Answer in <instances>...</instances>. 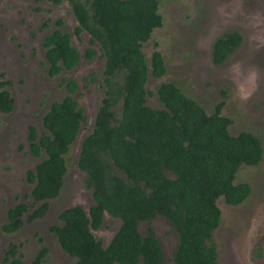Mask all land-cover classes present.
<instances>
[{
	"label": "trees",
	"instance_id": "trees-1",
	"mask_svg": "<svg viewBox=\"0 0 264 264\" xmlns=\"http://www.w3.org/2000/svg\"><path fill=\"white\" fill-rule=\"evenodd\" d=\"M54 6L67 2L75 20L72 33L62 30L58 19L43 39L49 77L72 71L81 63L71 34H85L90 46H98L103 69L84 83H97L103 91L91 131L80 140L76 159L85 174L92 204L66 208L58 215L60 225L49 228L60 249L75 264H165L164 254L151 222L164 218L177 237L172 264H218L212 234L221 222L217 201L237 206L251 189L234 184L240 167H256L262 161L260 140L249 132L229 134L230 119L221 116L225 96L207 114L176 84L161 82L155 95L162 106L147 105L149 77L166 75L158 44L148 61L142 52L156 29L162 27L161 0H46ZM237 32L214 41L212 62L224 64L241 43ZM97 51L87 48L83 58L91 61ZM86 84H84L85 86ZM0 85V113L13 108L8 91ZM67 95L52 102L42 117L38 134L28 127L29 152L39 159L26 174L32 186L31 211L20 203L8 209L5 233L21 228L23 215L32 222L45 216L48 201L57 198L67 172L66 155L85 124L84 110L75 97V79L64 82ZM39 135V136H38ZM105 217L119 227L103 246L93 232ZM146 223L144 234L139 224ZM47 250L41 246L31 264H41ZM2 264H22L16 246L3 254Z\"/></svg>",
	"mask_w": 264,
	"mask_h": 264
},
{
	"label": "rangeland",
	"instance_id": "rangeland-1",
	"mask_svg": "<svg viewBox=\"0 0 264 264\" xmlns=\"http://www.w3.org/2000/svg\"><path fill=\"white\" fill-rule=\"evenodd\" d=\"M3 4L6 6L0 7V14L6 19L16 17L15 14L20 17L9 23L0 20V74L4 75L0 76L8 83L6 88L14 102L12 113H0V264L10 245L16 246L22 264H31L41 246L47 250L41 264H75L74 259L62 252L49 228L60 225L58 215L62 210L73 206L86 210L92 204L84 183L86 176L78 170L76 159L80 140L91 131L103 94L97 83L83 80L99 75L104 60L98 46H90L85 34L78 38L71 34L81 56L80 65L49 77L42 42L58 19L64 22L61 29L72 33L75 20L69 4L54 6L36 0H4ZM159 13L162 27L154 30L151 39L143 44L142 52L148 61L156 42L166 75L160 80L151 77L147 80V105L162 108L155 90L165 81L176 84L207 114L225 96L221 116L231 121L229 134L236 136L245 131L260 140L262 161L256 167H240L234 181V184H248L251 192L237 206H227L223 199L217 201L221 222L212 234V241L218 264H264V0H161ZM231 31L242 36V43L224 64L216 66L211 56L213 42ZM87 48L97 51L91 61L83 58ZM70 79L79 85L75 99L84 110L85 124L66 155L67 172L60 194L48 201L43 218L28 222L24 214L21 228L5 233L2 226L7 222L8 209L20 203L26 204L30 211L35 207L30 198L32 187L26 183L25 175L39 159L28 154L27 127L33 125L42 131L43 115L52 102L67 95L64 82ZM151 226L161 244L165 264H172L176 235L164 218L156 217ZM118 227V220L105 217L102 227L93 235L106 246ZM146 228V223L139 224L141 234Z\"/></svg>",
	"mask_w": 264,
	"mask_h": 264
},
{
	"label": "flooded vegetation",
	"instance_id": "flooded-vegetation-1",
	"mask_svg": "<svg viewBox=\"0 0 264 264\" xmlns=\"http://www.w3.org/2000/svg\"><path fill=\"white\" fill-rule=\"evenodd\" d=\"M47 2L46 0H36V2L37 3H40V2ZM2 2L4 3V0H2ZM2 2H0V7H4V6H6V5H4ZM4 9V8H3ZM5 10V9H4ZM9 10V12L11 13V15L13 14L12 13V10L11 9H8ZM11 15H10V17H11ZM16 15V17H14V18H5V15H3V14H0V20H7V23H9V22H11V21H18V18L20 17V16H18L17 14H15ZM231 32H236V31H231ZM227 33H230V32H226V33H224V34H222L221 36H219L218 38H220V37H223V35H225V34H227ZM238 33V32H237ZM239 34V33H238ZM240 35V34H239ZM241 36V35H240ZM218 38H216V40L218 39ZM241 38H242V36H241ZM214 43V42H213ZM241 43H242V40H241ZM240 43V44H241ZM42 46H43V42H42ZM213 46V45H212ZM43 50H44V47H43ZM237 50V49H236ZM235 51V50H234ZM233 53V52H232ZM231 53V54H232ZM229 57V56H228ZM45 60V59H44ZM0 75H3V74H0ZM4 76V75H3ZM3 76H0V85L2 84L3 85V90H6V91H8V89L6 88L7 87V85H8V83L6 82V81H3ZM8 93H9V96L11 97V95H10V92L8 91ZM11 99H12V97H11ZM12 103H13V108H12V110H11V112H9V113H6V114H10V113H12L13 112V110H14V102H13V99H12ZM29 126H33V125H29ZM28 126V127H29ZM28 127H27V131H28ZM33 127H35V126H33ZM41 127H42V125H41ZM36 128V130H37V132H38V134L40 133L39 132V130L37 129V127H35ZM39 136V135H38ZM26 142H27V150L29 149V143H28V141H27V132H26ZM28 154L32 157V158H34L31 154H30V152H29V150H28ZM35 159V158H34ZM36 166V165H35ZM35 166H34V168H35ZM33 170V169H32ZM28 171H31V170H28ZM27 171V172H28ZM27 172H26V174H27ZM25 181H26V175H25ZM27 183V182H26ZM28 184V183H27ZM32 187V186H31ZM14 207V206H13ZM12 208V207H11ZM8 211V210H7ZM7 216V215H6ZM25 216V215H24ZM22 219H24V217H22ZM7 222H8V219H7ZM6 222V223H7ZM5 223V224H6ZM2 259H3V257H2ZM242 262V261H241Z\"/></svg>",
	"mask_w": 264,
	"mask_h": 264
}]
</instances>
